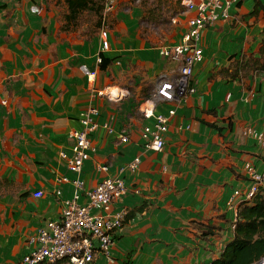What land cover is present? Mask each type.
<instances>
[{
	"label": "crops",
	"instance_id": "1",
	"mask_svg": "<svg viewBox=\"0 0 264 264\" xmlns=\"http://www.w3.org/2000/svg\"><path fill=\"white\" fill-rule=\"evenodd\" d=\"M114 1L101 70L98 35L84 40L79 32H60L64 0H0V264H20L29 239L58 221L61 200L72 198L73 174L59 153L70 152L68 133L82 128L80 115L89 104L98 109L99 127L82 165L84 190L135 157L140 163L121 175L127 193L109 211L125 209L130 217L114 234L109 255L88 264H210L233 238L227 203L235 190L247 189L244 165L264 166L259 145L245 134L264 131V79L210 75L228 66L230 57L256 52L264 0H257L259 9L255 0H239L229 20L202 31L195 92L177 107L156 105L155 112L175 110L160 152L144 147L141 129L152 119L141 115L139 94L149 86L150 97L160 75L177 76L178 64L160 56L159 48L179 42L192 13L176 16L170 40L157 44L139 34L140 8L121 9L127 0ZM85 71L96 72L93 82ZM92 86L124 88L129 95L118 102L92 99ZM61 177L69 181L58 182ZM36 191L43 195L34 197ZM85 201L81 196L79 203Z\"/></svg>",
	"mask_w": 264,
	"mask_h": 264
},
{
	"label": "built area",
	"instance_id": "2",
	"mask_svg": "<svg viewBox=\"0 0 264 264\" xmlns=\"http://www.w3.org/2000/svg\"><path fill=\"white\" fill-rule=\"evenodd\" d=\"M239 0H183L185 10L183 14L192 13L187 18V31L184 32L178 43L172 46L159 48L160 56L170 62L178 64L177 76L169 79L165 75L157 77L154 93L144 99L139 106V111L144 119H152V123L141 129V138L145 149L160 152L164 146V134L167 131L168 121L174 116L175 110L167 114L155 112L158 102H173L177 107L187 96L195 92L192 86L194 66L202 61V48L200 46L202 31L212 26L219 20L230 19V8ZM114 0H106L104 12H111ZM173 24L176 18L172 19ZM99 54L96 58L97 65L101 63V55L108 51L107 30L101 29ZM89 82H93L96 72L85 71ZM264 79V74L262 75ZM91 97L105 98L109 102H118L129 95L127 89L107 86L104 88L91 87ZM98 109L89 104L80 115V130L68 133L71 141L70 152L59 153L65 161L67 169L73 178L61 177L58 182L69 181L72 185V198L61 200V213L58 221H50L40 228L36 235L29 239L30 251L22 258L20 264H47L58 260H65L69 264H88L99 255L108 256L113 244V236L123 226L126 210L121 209L110 213L111 204L121 199L127 188L121 175L128 171L133 173L140 163L139 157L133 158L126 165L119 167L117 175L102 179L91 190L85 191L81 180L82 165L93 152L91 135L99 124L96 121ZM102 127L108 132L112 129L104 123ZM256 140L264 161V131L256 133L250 129L245 132ZM121 141L127 138L122 136ZM101 170L106 169L101 167ZM244 170L249 178L247 189L244 192L235 190L227 205L233 212L231 229L235 227L238 204L243 200L251 199L258 189L264 186V166L258 171L249 163L244 165ZM55 196L60 197L61 192L55 191ZM42 191H36L33 196L39 198ZM83 196L86 201L79 203ZM238 201V202H237ZM254 264H264V255Z\"/></svg>",
	"mask_w": 264,
	"mask_h": 264
},
{
	"label": "trees",
	"instance_id": "3",
	"mask_svg": "<svg viewBox=\"0 0 264 264\" xmlns=\"http://www.w3.org/2000/svg\"><path fill=\"white\" fill-rule=\"evenodd\" d=\"M137 0H127L120 3L119 8H130ZM182 0H142L136 4L142 14L139 19V28L142 20L148 22L158 21L163 13L171 9L172 13L179 16L184 12ZM106 0H64V10L60 15L59 30L63 33L79 32L84 40L96 37L101 29H112L115 19L104 12ZM263 8L261 3L255 0V8ZM145 14V15H143ZM171 14L168 18H170ZM168 20V19H167ZM83 28V31L81 30ZM142 38H146L142 32ZM148 39V38H147ZM149 40V39H148ZM229 65L219 69L215 75L226 77L228 80L241 79L250 73L253 76L264 74V29L262 37L253 54L242 55L239 58L230 57ZM101 70L105 64L99 65ZM150 87L142 88L139 97L144 100L150 94ZM249 182V178L247 177ZM130 217L127 212L124 222ZM264 255V186L260 187L256 194L249 200H243L238 204L233 238L226 243L218 258L210 264H254ZM65 260H58L47 264H62Z\"/></svg>",
	"mask_w": 264,
	"mask_h": 264
},
{
	"label": "rangeland",
	"instance_id": "4",
	"mask_svg": "<svg viewBox=\"0 0 264 264\" xmlns=\"http://www.w3.org/2000/svg\"><path fill=\"white\" fill-rule=\"evenodd\" d=\"M141 1L142 0H137L135 5L140 4ZM181 2H183V0ZM171 3H175V0H172ZM168 10L170 11L167 13H163L162 17L159 18L158 21L148 22L146 20H142V22L140 23L139 34L142 32V34H144L146 38L157 44H162L170 40V37L174 30L172 19L176 18V15L171 14V9ZM170 14L171 16L170 18H168ZM81 30L83 31V28H81ZM78 31L80 32V29Z\"/></svg>",
	"mask_w": 264,
	"mask_h": 264
}]
</instances>
